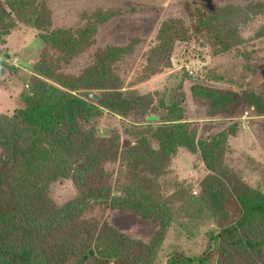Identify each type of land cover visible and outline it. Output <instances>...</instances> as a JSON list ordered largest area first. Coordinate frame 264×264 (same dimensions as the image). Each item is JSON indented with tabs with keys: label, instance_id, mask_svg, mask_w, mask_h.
<instances>
[{
	"label": "rangeland",
	"instance_id": "374dc122",
	"mask_svg": "<svg viewBox=\"0 0 264 264\" xmlns=\"http://www.w3.org/2000/svg\"><path fill=\"white\" fill-rule=\"evenodd\" d=\"M259 2L264 0H0V16L10 26L5 43H0V118L22 108L26 96H41L38 82H46L41 68L74 77L85 69H100L105 62L120 79L118 92L131 101L132 109L125 117L105 112L96 122L98 136L119 134L120 148H127L134 139L125 130L159 125L148 123L143 112L167 115L160 108L176 105L196 144H210L217 136L208 149L213 172L200 151H177L160 179L161 196L175 197L167 227L119 209L98 210L96 216L129 239L151 246L154 253L147 257L151 264H168L172 256H205L209 264H217L223 255L211 238L234 222L237 207H231L224 220L203 205L202 217L192 222L179 210L186 207L184 201L202 194L203 181L213 173L225 179L224 172L230 171L264 196V37L258 35L263 20L255 17L241 26L230 50L222 52L214 42L216 21L232 20L234 8ZM170 19L177 22L172 28L180 35L165 51L170 55L167 60L152 53L158 48L162 24ZM77 36L86 43L74 48ZM52 37L58 38L53 42ZM112 47L124 49L121 61L104 58ZM150 66L161 72L138 82ZM64 91L86 102L89 94L93 98L103 94L95 81L83 90ZM48 196L62 208L74 205L81 192L71 181L58 180L49 186ZM77 258L65 257L61 264L92 262ZM0 264L11 263L4 259Z\"/></svg>",
	"mask_w": 264,
	"mask_h": 264
},
{
	"label": "trees",
	"instance_id": "16d2710c",
	"mask_svg": "<svg viewBox=\"0 0 264 264\" xmlns=\"http://www.w3.org/2000/svg\"><path fill=\"white\" fill-rule=\"evenodd\" d=\"M233 10L232 20L215 22L219 28L214 42L222 52L235 47L238 29L254 22L255 17L263 20L258 35L264 37V2ZM176 23L170 19L162 24L153 56L162 54L170 59L165 51L171 50L180 35L172 28ZM9 28L0 16L1 44ZM52 38L54 42L58 37ZM83 43L86 39L74 37V48ZM122 52L123 48L112 47L104 58L112 56L111 61L118 62ZM49 70L40 69L46 79L38 82L40 97L26 96L22 108L14 110L11 117L0 118V261L61 264L65 257H78L79 262L91 264H151L147 257L154 253L152 247L129 239L106 221L101 223L98 210L119 209L169 226L175 197L161 196L160 179L180 148L200 151L206 168L213 172L208 149L213 148L217 136L208 141L210 144H196L195 134L174 105L160 108L167 115H158V110L150 115L143 112L148 123L159 125L125 130L134 140L122 149L119 134H97L96 122L105 112L125 117L132 109L131 101L119 94L121 81L107 68V62L74 77ZM160 72L150 66L138 82ZM92 81L103 94L98 98L89 94L87 102L64 91L83 90ZM147 98L149 95L143 97ZM227 173L225 179L214 173L208 176L202 194L184 201L186 207L179 213L192 222L202 217L206 205L210 213L228 220L230 208L237 207L234 222L211 238L220 244L223 255L217 264H264V196L238 181L232 172ZM58 180L71 181L81 192L74 205L59 208L49 198L48 188ZM168 264H209V260L205 256H172Z\"/></svg>",
	"mask_w": 264,
	"mask_h": 264
}]
</instances>
